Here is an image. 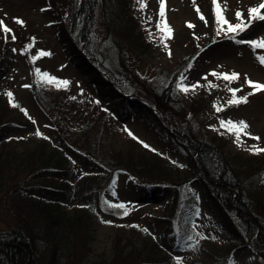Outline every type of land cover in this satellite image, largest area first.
<instances>
[{
	"label": "trees",
	"instance_id": "trees-1",
	"mask_svg": "<svg viewBox=\"0 0 264 264\" xmlns=\"http://www.w3.org/2000/svg\"><path fill=\"white\" fill-rule=\"evenodd\" d=\"M45 1L68 62L99 97L111 122L138 116L157 125L185 158L186 167L180 169L148 151L131 136L126 147L109 148L101 142L105 125L100 118L96 123L94 113L86 117L82 109L57 101L38 104L49 141L14 152L20 141L8 140L11 128L30 129L31 125L13 112L8 98L0 99V192L8 201L6 212L13 217L12 225L0 231V264H178L172 259L178 253L173 254L177 244L170 248L172 252L167 248L170 239L185 234L182 224L193 200L187 186L190 178L197 179L220 226L258 258L255 264H264V153L246 157L230 153L220 135L204 131L194 120L198 112L212 108L225 89V80L203 81L187 110L179 103V76L200 49L192 46L187 57L164 70V84H156L155 75L137 69L153 43L134 19L136 0ZM96 25L117 48L115 65L95 39ZM6 36L0 37L1 78L10 57L7 48L12 39L9 33ZM16 41L21 42L18 37ZM248 87L239 92L246 95ZM77 163L100 172L107 182L121 177L128 183L124 191L148 200L166 197L154 218L163 229L159 246L140 239L142 235L131 229L130 234H122L123 227H117L109 254L89 259L97 214L114 215L107 197L116 190L110 183L101 189L98 185L85 188L83 180L74 186L71 179L80 169ZM20 174L18 182L6 186ZM83 196L86 205L66 208L68 199L78 201ZM116 217L123 223V218Z\"/></svg>",
	"mask_w": 264,
	"mask_h": 264
},
{
	"label": "rangeland",
	"instance_id": "rangeland-1",
	"mask_svg": "<svg viewBox=\"0 0 264 264\" xmlns=\"http://www.w3.org/2000/svg\"><path fill=\"white\" fill-rule=\"evenodd\" d=\"M136 2L137 0L134 9H132L134 19L138 26L144 28L147 37L153 43L137 69L149 76L155 75L154 83L162 85L166 76L164 70L187 57L193 48L192 46L195 45L200 51L192 58L189 67L180 74L177 82L178 99L182 108L184 110L189 108L193 96L202 89L203 81H207L209 84L210 80L222 79L211 75V73H239L240 79L232 83L225 81V89L215 97L212 108L198 112L194 116V120L204 131L220 135L230 153L246 157L252 154L248 150L252 145L264 148V92L250 96L247 104L238 106L228 104L232 98V92L229 89H241L243 87L247 89L245 76L252 81L264 83V65L259 62V57L264 56V49L254 50L250 45L238 42L264 37V21L253 22L251 28L234 38L226 34V31H222L217 36L212 0H195V4L193 0H166V17L167 22L173 28V38L166 42L168 47L165 48L160 39L162 34L156 28L160 19L158 15L159 0H146L147 7L143 11L140 10V5ZM220 2L222 7L227 9L226 18L232 23H237L239 21L235 16L236 11H242L247 18L248 9L259 5L262 0H220ZM46 6L45 0H0V20H3L5 25L12 30L9 32L11 37L15 35L21 41L13 42L11 40L8 45L7 54L10 57L7 60L8 68L2 69L3 75L2 78L0 77V99L8 98L5 93L11 91L14 102L20 106L18 108L12 107V110L15 109L13 112L31 125L30 129L18 126L11 128L8 140L17 138L20 141L19 147H16L14 152L21 148L27 149L38 141L42 142L49 139V131L46 129L41 107L38 104L57 101L65 106L73 105L77 111L82 109L85 111L86 117H92L89 115L94 113L93 118L96 123L100 118L105 125L103 134L100 136L101 142L109 148L111 146L126 147L127 138L130 137L128 131L125 130L127 129L156 149L155 152L147 149L148 151L165 160L175 162L180 169L185 168V158L176 150L174 144L157 125L138 116H126L118 123L111 122V119L105 114V109L98 102L99 97L87 86L85 79L79 77L75 67L68 62L62 43L56 38L55 28L52 26V16L45 11ZM197 6L207 19V25L199 19L195 11ZM13 18H21L26 23L22 26L14 22ZM188 23L194 24L195 27H187ZM95 32V39L101 42L105 48L109 63L115 65L117 63V48L109 39L104 38L101 28L97 25ZM150 32L151 36L149 35ZM5 36L6 34L0 31V37L5 39ZM29 44H32L30 49L27 48ZM41 51L50 52L51 55L40 56L33 62L32 57L38 56ZM169 51L171 56H169ZM37 68L40 69L41 73L47 72L60 80L70 81V86L65 89L43 83L35 73ZM181 83L189 87L199 84L200 87H197L195 91L184 93L178 87ZM24 85H30V87H23ZM250 91L252 89L248 87L247 94ZM236 95L238 97L244 96L239 91ZM214 105L223 110L216 111ZM20 108L26 109L28 115L26 116ZM29 116L32 119H29ZM32 120H35V123ZM221 120L245 121L249 125L247 131L252 136H259L260 140H253L250 136L241 134L240 141L237 142L235 134H230L221 127ZM37 130L48 139L35 135ZM25 145L27 146L25 147ZM7 147L10 148L9 145ZM77 167L80 169L74 171L71 179L74 186L79 180H83L82 187L85 188L97 189L98 185L101 189L110 183L116 191L107 197L108 205L123 203L128 209L127 215L123 214V209L114 208H112L114 214L112 217L97 214L95 241L92 245L93 254L89 256V259L105 257L109 254L111 239L117 227H123L125 231L122 234H130L131 229L142 235H139L140 239L146 238L157 243V245L161 242L163 229L160 225L155 224L154 218L159 213V205L166 200L165 196L150 197L152 202L148 203L143 200L145 197L142 198L139 193L133 195L130 193L131 191H124L128 183L121 177L113 176L107 182L108 178L103 179L100 172L99 175L98 171L81 167L79 163H77ZM22 177V174L17 175L16 180L13 183L6 182V186H13ZM187 186L192 193L193 200L182 224L185 234L178 233L173 240H169L170 248L176 244L178 246L176 250H173V254L175 251L178 253L172 255V259L177 262L179 259L180 264H229L230 260L234 261L235 264H255L258 258L250 251L238 246V241L221 228L219 222L212 216L210 205L205 200L202 187L197 179L190 178ZM96 191L98 192V190ZM98 197L100 198V193ZM101 197L105 198L104 196ZM6 200L3 199L0 192V231L8 229L13 223V217L6 212V203L8 202ZM85 200L84 196L78 200L79 202L70 198L65 205L67 209H71L76 205H86ZM116 216L123 218V223L117 222ZM197 233L208 237V239H200ZM188 237L193 239L189 240ZM212 237L216 239H212ZM120 238L123 237L120 236ZM167 249L169 250V248ZM228 250L230 251L228 252Z\"/></svg>",
	"mask_w": 264,
	"mask_h": 264
},
{
	"label": "snow or ice",
	"instance_id": "snow-or-ice-1",
	"mask_svg": "<svg viewBox=\"0 0 264 264\" xmlns=\"http://www.w3.org/2000/svg\"><path fill=\"white\" fill-rule=\"evenodd\" d=\"M213 2V14L215 17V24L217 25L216 29V35L219 36L222 31H226V34L231 35L233 38L237 35H240L241 33L246 32L249 28L252 27L253 22L255 21H264V0L257 5L250 7L247 12V18H245V14L242 11H236L235 16L236 19L239 21L237 23H232L230 22L226 16L225 12L227 9L225 7H222L220 0H212ZM137 3L140 5V10L143 11L147 7L146 0H137ZM193 3L195 4V0H193ZM44 11V9H41ZM195 11L198 14V17L201 21L205 23V25L208 24L207 19L201 12V9L197 6L195 8ZM160 19L156 24L157 30L162 34L160 39L161 43L164 45L165 48L168 47V44L166 43L168 40L173 38V28L169 25L167 22V17H166V0H159V13H158ZM14 22L24 25L26 22L23 21L21 18H13ZM149 20H151V17H149ZM226 26V29H225ZM187 27L189 28H194L195 25L192 23H188ZM0 31L3 33L7 34L11 32L12 30L7 27L4 23L3 20H0ZM151 36V32L149 33ZM5 39H7V36H5ZM11 39L14 41L16 39L15 35H12ZM241 44H248L250 45L254 50L255 49H264V37H261L259 39H252V40H240L238 41ZM32 44H29L27 48H31ZM13 51H16L13 49ZM48 55L50 56V52H43L38 54V56H33L32 61L35 62L36 59H38L40 56ZM169 56H171V52L169 51ZM259 62L264 65V56L259 57ZM36 75L39 77V79L49 85H54L57 88L63 87V88H68L70 86V81L68 80H60L57 77L44 72L41 73L40 69H35ZM213 76H217L218 78H222L223 80L227 81L228 83H232L233 81H237L240 79V74L236 72H232L231 74L229 73H216L213 72L211 73ZM183 79V78H182ZM207 79V77H205ZM245 82L246 84L252 89L247 95L244 96H237L236 93L238 91H241V89H229L232 92V98L228 101V104L231 105H240V104H247L249 101V97L252 95H255L256 93L259 92H264V83L261 82H255L249 79L247 76H245ZM23 87H30V85H24ZM179 90L188 93L189 91H195L197 87H200L199 84L192 85L191 87L184 85L181 83L178 85ZM8 98H9V103L12 107L18 108L20 107L17 103L14 102V96L11 91H8L5 93ZM72 99H75V97H72ZM216 111H222L223 109L219 106H215ZM22 112L27 116L28 112L26 109L20 108ZM29 119H32V117L29 116ZM33 123H35V120H32ZM220 125L222 128H225L230 134H235L236 136V141H240V136L241 134L248 135L250 136L251 139L253 140H260L259 136H252L247 129L249 128V125L245 121H233V120H221ZM128 131V135L132 137V139L137 140L139 143L142 144V146L146 149H149L153 152L156 151V149L152 148L149 144L145 143L143 140H140L139 137L135 136L130 130L125 129ZM35 135L37 136H42L44 139H48V137L43 136V133L37 130L35 132ZM252 154L259 155L261 153H264V148H260L256 145H252L250 149H248ZM175 163V162H174ZM109 208H114V209H123L124 215L128 214V209L127 206L123 203L120 204H109ZM146 231V230H145ZM197 235L200 237V239H208V237L203 236L200 233H197ZM189 240L193 239L192 237H188ZM212 239H216L215 237H212ZM178 264H180V261L178 259ZM229 264H235L234 261L230 260Z\"/></svg>",
	"mask_w": 264,
	"mask_h": 264
}]
</instances>
